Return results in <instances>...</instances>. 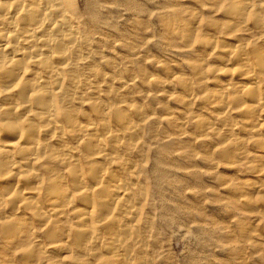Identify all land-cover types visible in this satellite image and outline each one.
<instances>
[{
	"label": "bare ground",
	"instance_id": "bare-ground-1",
	"mask_svg": "<svg viewBox=\"0 0 264 264\" xmlns=\"http://www.w3.org/2000/svg\"><path fill=\"white\" fill-rule=\"evenodd\" d=\"M248 3L167 0L152 15L157 25L134 8V23L148 31L139 48L152 29L163 49L185 58L190 78L173 79L162 65V78L140 70L107 88L91 60L93 44L110 48L105 33L92 40L110 25L99 0L83 13L75 0H0V264H144V166L154 160L160 185L177 187L181 171L199 185L190 167L172 164H188L190 152H152L162 135L196 137L224 172L248 180L223 187L226 209L248 213L239 219L240 242L264 264V237L245 223L261 219L264 228V24L258 8L243 23ZM136 77L160 95L178 86L179 118L135 106ZM197 103L208 118L188 111Z\"/></svg>",
	"mask_w": 264,
	"mask_h": 264
},
{
	"label": "rangeland",
	"instance_id": "rangeland-1",
	"mask_svg": "<svg viewBox=\"0 0 264 264\" xmlns=\"http://www.w3.org/2000/svg\"><path fill=\"white\" fill-rule=\"evenodd\" d=\"M94 0H75V4L84 12L87 4ZM99 10L106 11L104 15H108L111 19L110 25L107 28H100V35H97L92 40H98L99 36L104 33L111 38L105 40V44L110 48L99 45L98 47L93 44L92 62L98 65L100 72L106 74L108 79L104 80V87H109L110 79L118 77L124 78L125 81H129L132 75L137 74L140 70L146 71L151 75L157 77H164L162 65L169 68V71L175 78L186 76L190 78L189 70L186 67L185 58L177 54H170L169 51L161 47V43L158 38L151 36L154 31L149 30L150 34L147 39L151 42L144 47L139 48L147 28H141L134 22L138 18L139 14L134 10L136 7H141L148 11V13H159L163 11L164 7H167V0H156V3H150V0H99ZM129 2V3H127ZM106 7V9H102ZM189 10L196 12L197 7L194 5H188ZM129 10V11H127ZM143 18V17H141ZM151 25H157L156 19L152 16L149 20ZM101 26L105 25V21L99 22ZM136 25L133 28V25ZM109 29V30H106ZM159 31V30H157ZM161 31V30H160ZM119 32V34L117 33ZM104 39L103 37H101ZM130 48H134L131 50ZM211 62V61H210ZM213 63V62H212ZM131 74V75H130ZM135 81L131 83L132 91L136 95V99L133 101L135 106H141L145 109H150V114L155 115L156 118H169V116L175 119L179 118V113L183 108L180 103L176 101L175 94H179V88L176 85H166L165 93L160 95L154 89L153 85H146L142 83L140 77H136ZM106 89V88H105ZM168 92H170L168 94ZM148 96V97H147ZM161 108V109H160ZM188 111L192 115L205 117L206 114L198 112V103L188 108ZM171 117V118H172ZM188 132V128L182 130ZM173 132H169L172 135ZM162 135L155 138L150 144L152 152L161 153V151H171L178 149V153L190 152L192 157L195 154L198 158L190 160L188 164L183 161H174L172 164H184L185 167H190V170L197 173L199 178V185L193 186L190 183V177H186L187 174H179L177 181L178 186H168L166 184H159L154 177L153 163L154 160L144 166L143 170V182L142 185L148 190L149 197L147 199L148 206L146 207L147 216L161 217L172 216L177 220L180 227L190 228L191 232L195 235L183 239L186 235L184 231H180L179 228L175 231H179V235H173V230L169 229L163 222L157 218L153 229L154 235L161 229L166 233L158 242L150 243L149 256H156L154 259L155 264H262L258 257H252L255 252L250 248H244L240 242V228L239 220L242 215L248 213L239 214V212H231V209H226L229 205L227 201L228 195L220 187L214 179L205 175V173H214L216 171V165H219V173L230 178L231 181H235V184H239L244 187L247 179L242 177L238 180H234L231 177L229 171L224 172L225 166L219 159L206 155L198 147L196 143L197 138L189 136L183 138L181 136ZM173 139V140H172ZM176 140V141H175ZM162 159L169 160L168 154L162 156ZM210 158V159H209ZM205 159H209L205 161ZM180 166V167H184ZM193 167V168H191ZM249 179V178H248ZM211 189L206 195L204 194V188ZM205 199L212 201L207 205L204 204ZM163 206H167L168 209H163ZM247 225H253V228L257 231L254 236L264 237L263 220L258 222L246 221ZM199 225H207L208 228L204 231H208L209 235H203ZM215 230V238H210ZM196 236L200 238L197 239ZM260 238V237H259ZM261 242V241H256ZM152 249L154 250L152 252ZM262 256V255H261Z\"/></svg>",
	"mask_w": 264,
	"mask_h": 264
},
{
	"label": "clouds",
	"instance_id": "clouds-1",
	"mask_svg": "<svg viewBox=\"0 0 264 264\" xmlns=\"http://www.w3.org/2000/svg\"><path fill=\"white\" fill-rule=\"evenodd\" d=\"M150 3H156V0H150ZM250 8H258L259 11L256 12V18L259 23L264 24V0H249V3L245 6H242L240 9L241 17L243 18V23H247L248 17H249V9ZM152 15H155V13H149V17ZM218 151V150H217ZM193 159L198 158L195 154H193ZM242 170L244 169V165L239 166ZM205 175L211 176L216 184H218L220 187H233L235 185V181H230V178L224 176L223 174L219 173V165H216V171L214 173H205ZM211 189L204 188V194L206 195L208 192H210ZM212 201H209L208 199H205L204 204L207 205L208 203H211ZM238 210V209H237ZM159 218L163 224H165L169 229L173 230V235H179V231H175V229L179 228L180 231H184L186 235L182 237L183 239H187L190 236L195 235L191 232L190 228H183L180 227L177 220L174 219L172 216H161V217H152L149 218L144 223V230H143V243H144V249H147L150 243L158 242L160 241L161 237L165 235L163 229H161L157 234L154 235L153 229L155 226L156 219ZM132 227H137V225H133ZM198 227L201 228L203 235H209L208 231H204V229H207V225H199ZM213 235L210 237L212 239L215 238V230H212ZM139 235V234H138ZM197 239H199V236H196ZM143 251V249H142ZM158 257L156 256H149L147 251H144L143 256V262L144 264H151V262Z\"/></svg>",
	"mask_w": 264,
	"mask_h": 264
}]
</instances>
